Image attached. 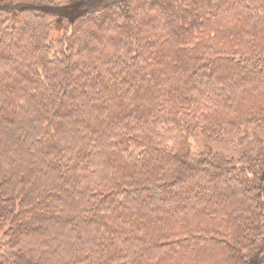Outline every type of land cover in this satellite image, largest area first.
Masks as SVG:
<instances>
[{"label": "trees", "instance_id": "16d2710c", "mask_svg": "<svg viewBox=\"0 0 264 264\" xmlns=\"http://www.w3.org/2000/svg\"><path fill=\"white\" fill-rule=\"evenodd\" d=\"M263 125L264 0H0V264H264Z\"/></svg>", "mask_w": 264, "mask_h": 264}, {"label": "rangeland", "instance_id": "374dc122", "mask_svg": "<svg viewBox=\"0 0 264 264\" xmlns=\"http://www.w3.org/2000/svg\"><path fill=\"white\" fill-rule=\"evenodd\" d=\"M104 19V18H103ZM221 72H225L226 69H220ZM262 132V136L264 135V125L260 127L259 129ZM258 131L259 134L260 131ZM190 147L193 150L200 151V150H206L207 148H210L213 151L224 152L228 155H236L241 154L244 150L243 148H246L248 145H250V142L252 139L250 137L243 138L242 142H236L233 136H231L228 133H223L220 135H213L212 137H205L203 134H200L197 130H195L192 134L188 136ZM243 149V150H242ZM261 177H263L264 182V169L261 171ZM264 189V184H263Z\"/></svg>", "mask_w": 264, "mask_h": 264}]
</instances>
